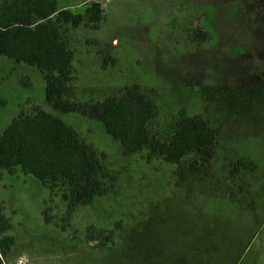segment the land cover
Returning a JSON list of instances; mask_svg holds the SVG:
<instances>
[{
    "label": "rangeland",
    "instance_id": "rangeland-1",
    "mask_svg": "<svg viewBox=\"0 0 264 264\" xmlns=\"http://www.w3.org/2000/svg\"><path fill=\"white\" fill-rule=\"evenodd\" d=\"M56 2L104 10L95 29L61 26L72 55L63 99L92 105L137 86L156 110L152 138L201 117L217 140L205 162L197 151L177 163L148 148L126 156L100 121L51 105L39 70L0 56V131L39 109L115 177L109 193L69 209L63 186L50 192L19 167L0 168L14 239L0 264H264V0Z\"/></svg>",
    "mask_w": 264,
    "mask_h": 264
},
{
    "label": "trees",
    "instance_id": "trees-1",
    "mask_svg": "<svg viewBox=\"0 0 264 264\" xmlns=\"http://www.w3.org/2000/svg\"><path fill=\"white\" fill-rule=\"evenodd\" d=\"M103 20L104 10L96 2L81 14L59 9L56 0H0V56L39 70L47 101L62 112L78 111L100 121L106 133L120 141L124 155L148 148L150 155L177 163L197 151L205 162L217 133L203 118L192 117L176 121L170 139L152 138L148 124L156 110L137 86L127 88L120 97L92 105H76L62 98L68 92L72 55L61 38V26L95 29ZM199 166L195 162L190 169L196 173ZM17 167L50 192L63 186L62 198L69 209L106 195L115 181L90 145L62 120L39 109L21 113L0 131V168L13 174ZM11 228L0 203V256L14 243L12 236L4 235Z\"/></svg>",
    "mask_w": 264,
    "mask_h": 264
},
{
    "label": "built area",
    "instance_id": "built-area-1",
    "mask_svg": "<svg viewBox=\"0 0 264 264\" xmlns=\"http://www.w3.org/2000/svg\"><path fill=\"white\" fill-rule=\"evenodd\" d=\"M25 262H26V259H24L22 257L18 259V263H20V264H25Z\"/></svg>",
    "mask_w": 264,
    "mask_h": 264
}]
</instances>
